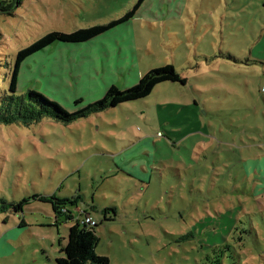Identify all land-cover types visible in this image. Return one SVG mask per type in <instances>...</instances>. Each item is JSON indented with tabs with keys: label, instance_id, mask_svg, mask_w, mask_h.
Returning a JSON list of instances; mask_svg holds the SVG:
<instances>
[{
	"label": "rangeland",
	"instance_id": "374dc122",
	"mask_svg": "<svg viewBox=\"0 0 264 264\" xmlns=\"http://www.w3.org/2000/svg\"><path fill=\"white\" fill-rule=\"evenodd\" d=\"M138 1L23 0L0 13V97L18 50L106 24ZM170 2L143 0L127 32L63 51L59 66L85 64V105L44 89L61 53L26 60L18 92H40L68 115L166 64L187 82L70 122L0 124V264H57L79 212L100 220L105 208L94 253L109 264H264V207L253 197L264 190V0ZM33 195L81 199L58 215Z\"/></svg>",
	"mask_w": 264,
	"mask_h": 264
},
{
	"label": "trees",
	"instance_id": "16d2710c",
	"mask_svg": "<svg viewBox=\"0 0 264 264\" xmlns=\"http://www.w3.org/2000/svg\"><path fill=\"white\" fill-rule=\"evenodd\" d=\"M22 1L0 0V13L6 15L13 13ZM142 1L139 0L122 17L106 24L80 28L72 32H47L37 40L31 42L28 46L18 50L9 76L8 91L0 97V124L20 123L29 126L32 123L39 122L43 118L70 122L86 117L91 112L116 107L124 102L145 98L157 84L162 82L170 81L186 84V78L181 76L171 64H166L157 69H150L147 73L141 75L137 82L128 89L119 90L115 85L109 86L102 98L79 111L71 113V115H68L67 113L69 112L59 103L50 100L40 92H35L33 89H28L24 93L18 92V74L22 64L30 56L43 51L46 47L55 43H83L89 41L132 18ZM80 103V99L74 100L73 102L74 106H78ZM262 172L264 173V170ZM259 179L260 181H264V176L262 178L259 177ZM33 197L50 202L54 212L58 215L65 214L62 211L60 212L59 209L61 210L62 208L64 210V205L66 204H73L76 207L77 199H79L78 195L70 199L58 198L55 195L48 197L33 195ZM253 197L256 199L259 208H263L264 190H256ZM26 201V199H22L15 206L21 207ZM110 210L112 209L105 208L102 211V219L92 227L81 224L79 222L81 215H79L76 223L72 224L68 229L67 242L61 249L63 256L57 258V264H109V259L106 256H100L94 253V247L96 243V227L103 221L111 219L109 216Z\"/></svg>",
	"mask_w": 264,
	"mask_h": 264
},
{
	"label": "crops",
	"instance_id": "0c3cea01",
	"mask_svg": "<svg viewBox=\"0 0 264 264\" xmlns=\"http://www.w3.org/2000/svg\"><path fill=\"white\" fill-rule=\"evenodd\" d=\"M171 1H173V0H171ZM167 2L169 3V5H172L170 0H167ZM159 9H161V8H159ZM156 12H157V9H156ZM140 13H143L142 8L140 9ZM127 24H128V21L124 24L122 23L118 26H115V27L105 31L96 37L105 38V37L109 36V38H110L114 34H118V33L122 34L124 32H127L128 31ZM106 33L108 35H104ZM97 39H99V38H97ZM122 39H124V38H122ZM116 42L119 43V41H116ZM96 43H97L96 39H95V41H93L91 39V40L83 42V43H56V44H58L56 47H53V45L46 47L45 49H49V51H48L49 53H53L56 51V52L61 53V56H57V58H52L53 60L54 59L56 60V63L53 65L54 69L53 68L50 69V67H49V71H47V79L45 81V83L47 85L44 87V89L46 91H49L52 94H55V95L58 93H62V98L60 100L63 101V103H65L66 105H68L70 102L73 103L74 100H77V99H80V101H81V103L79 105H81V106L85 105L83 97L81 95H83V93L85 94V92L90 91L89 90L90 77L89 76L85 77L86 68H85V64H84L83 60H81L78 64L74 65L70 59L71 63L67 62V63H64L63 66H59L60 62H61L59 59L64 58L63 57V51H66V52L69 51L71 53L72 52H78L81 50L86 51V49H89L92 44H96ZM50 48H55V50H51ZM38 53H42V51L38 52ZM38 53H36L34 55L37 56ZM34 55H32V56H34ZM32 56H30V57L32 58ZM52 57H54V56H52ZM74 59H75V57H74ZM48 60H50V57L48 58ZM55 60H54V62H55ZM25 64H26V61L22 64V66L20 68L19 73L21 72V75L24 72L23 69H25V67H26ZM56 64H57V66L55 69ZM39 66L40 67H38L36 70L34 69V71H36V73H38V75L41 76L42 73L44 72V68H41L42 67L41 65H39ZM57 70H61L60 76H59V73L57 72ZM78 71L80 72V74H82L81 76H78L76 74V72H78ZM87 73H89V70H87ZM55 76H57V79L53 78ZM63 76H68V77L66 78V80L61 82L60 77H63ZM111 85H114V84H108V87ZM182 85H184V84H182ZM71 107H73V105ZM79 199H81V198H79ZM84 206L88 207V204L84 203ZM91 207H93V206H91ZM99 213H102V211H100Z\"/></svg>",
	"mask_w": 264,
	"mask_h": 264
},
{
	"label": "built area",
	"instance_id": "2783aa9c",
	"mask_svg": "<svg viewBox=\"0 0 264 264\" xmlns=\"http://www.w3.org/2000/svg\"><path fill=\"white\" fill-rule=\"evenodd\" d=\"M79 215H81L80 217V223L84 224L86 226H95L96 224H98L99 219L94 217L90 212L88 211H80Z\"/></svg>",
	"mask_w": 264,
	"mask_h": 264
}]
</instances>
